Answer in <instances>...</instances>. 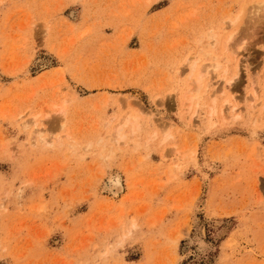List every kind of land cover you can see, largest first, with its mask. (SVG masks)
<instances>
[{"label":"rangeland","instance_id":"1","mask_svg":"<svg viewBox=\"0 0 264 264\" xmlns=\"http://www.w3.org/2000/svg\"><path fill=\"white\" fill-rule=\"evenodd\" d=\"M262 5L0 0V264H264Z\"/></svg>","mask_w":264,"mask_h":264},{"label":"bare ground","instance_id":"2","mask_svg":"<svg viewBox=\"0 0 264 264\" xmlns=\"http://www.w3.org/2000/svg\"><path fill=\"white\" fill-rule=\"evenodd\" d=\"M262 6H264V5H262ZM243 47V46H242ZM242 47H239V49H242ZM239 56H240V52H235V54L233 53V57H232V60L234 61V63H235V67H234V69H235V75H234V77H232L231 79H229V80H226V79H224V80H222L221 82H223V87L221 88V92L222 93H224L225 94V92H229V91H231L232 92V90H233V83L234 82H232V81H235L237 78H238V76H239V62H240V60H239ZM211 66H213V65H211ZM214 68L216 67V66H213ZM191 68V70L192 71H194V65L193 66H191L190 67ZM206 68H210V66L209 67H203V71L205 72L204 74H203V72H202V70H199L198 72H197V78H196V80H195V82H196V84H197V89H199L200 87H201V84H202V81H203V79L205 78V77H207L208 75H209V70L208 69H206ZM245 68V67H244ZM245 70L248 72V70H247V68H245ZM245 71V72H246ZM236 82V81H235ZM251 85V84H250ZM211 87V85L209 84V88ZM212 88V87H211ZM211 91V90H210ZM218 91H220L219 89H217V90H215V89H212V95H215ZM230 93V92H229ZM251 97L253 98V100H255L256 99V95H255V91H253V88H252V90H251ZM248 98V97H247ZM249 99V98H248ZM235 99L233 98V101H234ZM246 100V102L248 101L247 99H245ZM232 101V100H231ZM230 102V101H226L225 103H226V107H227V110H229V112L231 113V114H233V115H236V113L238 112V111H240L241 109H244L245 111H247V109L249 108L250 110H251V112H253V110H255L254 108H256V105H254V106H252V107H249V105L247 106V105H244L243 107H238V105H236L234 102ZM253 103V102H252ZM261 104V103H260ZM224 107H225V105H224ZM225 107V108H226ZM248 107V108H247ZM62 110H63V108H62ZM212 110H213V108H212ZM262 108L261 109H259L258 111H257V117H258V115L259 116H262ZM212 112H215V110L214 111H212ZM256 112V111H255ZM209 113V112H208ZM47 114V113H46ZM213 114V113H212ZM208 115V114H207ZM210 115H211V113H210ZM210 115H209V117H210ZM237 115L239 116V114L237 113ZM193 116V115H192ZM237 116V117H238ZM57 117V116H56ZM195 118L200 122V123H202L205 119L207 120V117H205V115H202V114H196L195 115ZM189 120H190V122H191V120H192V117H190L189 118ZM31 122V123H30ZM205 123V122H204ZM188 124V123H187ZM25 125H32L33 127H35L34 129H33V135H32V139L35 141L36 140V137H37V135L38 134H40V133H42V132H40L41 130H39V122L37 121V117L36 116H34V117H32L30 120H28L26 123H25ZM24 124H23V126H25ZM191 126V125H190ZM27 127V126H26ZM165 128V127H164ZM163 128V129H164ZM167 128V127H166ZM41 129V128H40ZM162 129V128H161ZM162 129V130H163ZM46 130V129H45ZM134 130V129H133ZM45 132V131H44ZM115 136V135H114ZM113 136V137H114ZM167 136V135H166ZM166 138V137H165ZM43 140H45V138H42ZM115 139V138H114ZM38 140V139H37ZM42 140V141H43ZM46 143H47V141H46ZM52 145V144H51ZM163 155H164V153H163ZM118 178V177H117ZM113 179V178H112ZM110 189H112L113 190V192H111V193H113V195L115 196V195H117L119 192H121V189H122V187H121V185L118 183V182H114L112 185H111V188Z\"/></svg>","mask_w":264,"mask_h":264},{"label":"crops","instance_id":"3","mask_svg":"<svg viewBox=\"0 0 264 264\" xmlns=\"http://www.w3.org/2000/svg\"><path fill=\"white\" fill-rule=\"evenodd\" d=\"M218 172H230V171H228V170H226V169H220Z\"/></svg>","mask_w":264,"mask_h":264}]
</instances>
